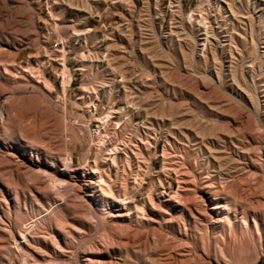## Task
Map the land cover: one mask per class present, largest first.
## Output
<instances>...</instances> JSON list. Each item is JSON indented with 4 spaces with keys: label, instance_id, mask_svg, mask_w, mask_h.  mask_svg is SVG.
<instances>
[{
    "label": "rangeland",
    "instance_id": "obj_1",
    "mask_svg": "<svg viewBox=\"0 0 264 264\" xmlns=\"http://www.w3.org/2000/svg\"><path fill=\"white\" fill-rule=\"evenodd\" d=\"M70 5L80 11L50 8L53 23L38 0H0V264H264V0ZM107 7L104 22L126 23L108 42L125 50V90L115 70L84 87L121 92L103 100L114 110H141L121 133L103 130L113 155L84 128L90 103L76 99L83 85L69 89L63 38L47 35L61 25L69 38ZM52 161L73 162L62 190L49 189ZM222 177L226 212L211 209V178ZM184 187L207 210L175 201Z\"/></svg>",
    "mask_w": 264,
    "mask_h": 264
},
{
    "label": "built area",
    "instance_id": "obj_2",
    "mask_svg": "<svg viewBox=\"0 0 264 264\" xmlns=\"http://www.w3.org/2000/svg\"><path fill=\"white\" fill-rule=\"evenodd\" d=\"M42 7L45 9L43 12H46V16L50 18V21L54 23V21L50 17V8L52 11H54L57 7H63L67 10H75L80 11L77 8L70 5L72 0H38ZM113 3V2H112ZM109 7L104 9L103 12H94L89 16L88 19V26L86 27L87 30H89V37L91 35H95L96 39L99 41L100 45L96 46L92 43L91 40H88L86 38V34L83 32L86 31L83 29L80 31V34H75L74 32H71L70 30V36L69 38L65 37L64 39L60 40L58 43H55V48L59 49L60 51H65V57L66 62L65 65L69 68V70L73 74V80L69 86V89L72 88L73 85L78 84L83 85L84 80V70L90 66L92 68V76H95L97 72H101L102 70H106L111 65V50L108 47L109 43L118 42L121 41L123 37H125V32H122V28L126 25L125 22H122L120 19H117L115 24L117 25L119 22V27H113V25L107 24L103 20V15L108 12ZM42 12V13H43ZM83 12V11H81ZM66 14H64V17ZM94 21L96 24H99L101 27V31H96V24L93 26H90V21ZM61 21V20H60ZM58 21V22H60ZM82 32V33H81ZM64 34V33H63ZM47 35L51 38L52 35H57V32L50 31L47 32ZM63 38V37H62ZM109 42V43H108ZM60 54V63L59 66H61L62 69V63L61 58L62 55ZM52 57H49L48 61V67L47 69H50L53 64L58 63L56 59H51ZM117 72V71H116ZM57 81L62 85L63 77L61 73H55ZM113 77L116 79L117 82H119L120 89L122 91L125 90L124 84H123V76L121 73H119V76L115 77V72L113 73ZM96 78V77H95ZM98 79L91 80V84L93 86H99V82H97ZM81 87V86H80ZM79 88V87H77ZM121 92L119 95H113L112 97H120ZM111 98H108V96L102 91L99 90V93H94V91L85 90L83 88L82 95L78 96L76 99L77 101L83 102L84 100L88 103H90V108L88 112L85 110V108H77L76 112H87V114L90 115V119L88 120V124L84 125L85 127H91L93 129H99L100 127H103V123L100 120V118L109 112H112L110 117V122L103 127L104 132L109 134L110 136H114L116 132L121 133L123 131V125H129L132 117L134 118L135 115H139L141 113V110H138L135 105H127L124 101L123 105L119 106L118 110H114V107H111L108 104H104L103 100L104 98L110 101ZM107 101V102H108ZM126 107L123 111L121 108ZM119 113V114H118ZM119 115V122L114 121L115 115ZM123 116L125 117L123 119ZM129 117L130 122L128 124L126 123V118ZM139 126L140 127H143ZM111 132V133H110ZM130 138V137H128Z\"/></svg>",
    "mask_w": 264,
    "mask_h": 264
},
{
    "label": "bare ground",
    "instance_id": "obj_3",
    "mask_svg": "<svg viewBox=\"0 0 264 264\" xmlns=\"http://www.w3.org/2000/svg\"><path fill=\"white\" fill-rule=\"evenodd\" d=\"M56 29V28H55ZM57 32V30H56ZM48 38V36H47ZM50 39V38H48ZM62 57L61 60H64V53L62 54ZM44 66L46 65V63L43 64ZM64 67H66V65H63ZM63 77V76H62ZM96 93V92H94ZM252 105V104H251ZM262 109V108H261ZM111 114L112 112H109L108 114L102 116L100 118V120L102 121L103 123V127H105L109 122H110V117H111ZM260 122V120H259ZM103 127H100V129H96L94 134L99 138V142H98V148L100 150V152H104L105 150H108L109 154L110 155H113L114 154V151L115 149L112 148V149H108V145H107V140H106V135L103 133ZM147 137L150 138V134L149 133H146ZM249 138V137H248ZM142 141H144V139L141 138ZM146 142V141H144ZM143 142V143H144ZM227 142V141H226ZM142 143V144H143ZM148 143V142H147ZM150 145H152L151 142H149ZM205 145V144H204ZM259 145V144H258ZM228 151V150H227ZM233 155V154H232ZM235 156V155H234ZM165 157H168V153L167 151L165 152ZM264 157V156H263ZM129 162V161H128ZM72 163L73 162H69V161H66L65 162V166L64 168L59 166L57 162L55 161H52L51 163H49L47 165V171L46 173L48 174L47 176V179L49 180V189L50 190H62L64 189L67 185H66V179H65V171L66 169H72ZM116 163V161H115ZM238 165V164H237ZM236 166V165H235ZM45 167V166H44ZM166 168H168L166 165H165ZM241 167V166H240ZM39 168V167H38ZM41 168V167H40ZM39 168V169H40ZM42 170V169H41ZM39 170V171H41ZM42 170V171H43ZM242 170V169H241ZM76 171V170H75ZM264 171V170H263ZM221 183V186H217V180L215 178H211V183H210V189H211V196H212V201L215 202L214 206L211 207L212 210H223L224 206L222 205V203L220 202V199H221V194L222 192L226 189V186L227 184H229V181H228V177H222L220 179V182ZM78 184V183H77ZM232 185V184H231ZM239 187V186H238ZM186 193H184L183 196H186V198L182 199L181 196L182 194H179L178 195V198L175 199V201L181 203V204H184L185 208L190 210L191 211V205L193 204H196L198 206V208L200 209L201 212H204L205 209H206V206H207V203H206V200L205 199H202L198 202H195V199L194 197L191 196V193H189V191H193L194 188H187V187H184ZM69 189V188H68ZM90 196H94L93 194H91ZM152 198V196H150ZM260 201V200H259ZM207 210V209H206ZM223 212H226L225 210H223ZM216 214H218V216H220L221 214L219 212H214ZM88 216V215H87ZM221 220V218H217V220H215L216 222H219ZM209 221V220H208ZM185 227V233L186 235L188 234H192L193 236H195V232L190 228V227H187L186 225L184 226ZM194 228V227H193ZM207 229L210 230V227L207 226ZM256 229H258V226H256ZM212 231V229H211ZM202 233V229H197L196 233ZM26 238V237H25ZM25 240V239H24ZM19 242V241H18ZM21 242V241H20ZM173 243V241H172ZM183 245V244H182ZM189 245V244H188ZM19 246V245H18ZM17 246V248H18ZM180 246V245H179ZM186 246V244H185ZM190 246V245H189ZM20 252V251H19ZM190 252V251H189ZM22 256V255H21ZM91 258V256H90ZM27 260V259H26ZM77 261V260H76ZM80 262V260H79ZM22 263V262H21ZM171 263V262H170ZM213 263V262H212ZM25 264H29L28 261H25ZM80 264V263H79Z\"/></svg>",
    "mask_w": 264,
    "mask_h": 264
},
{
    "label": "crops",
    "instance_id": "obj_4",
    "mask_svg": "<svg viewBox=\"0 0 264 264\" xmlns=\"http://www.w3.org/2000/svg\"><path fill=\"white\" fill-rule=\"evenodd\" d=\"M127 3V2H126ZM127 5H131L130 3H127ZM132 7V6H131ZM109 9H110V7H109ZM108 9V10H109ZM52 18L53 19H56V20H54V21H56V22H58V21H60L61 19L55 14V15H53L52 16ZM67 30V29H66ZM65 30V31H66ZM68 31V30H67ZM63 32H64V30H63V28H61V25H60V30H58L57 31V33L61 36V37H63V39H64V34H63ZM69 32V31H68ZM75 34H80V32H74ZM82 33V32H81ZM84 34H86V38L88 39V40H91L92 41V43L93 44H95L96 46H98V45H100V43H99V41L96 39V37H95V35H91L90 37H89V30H86V31H84L83 32ZM115 53L118 55V59H117V63H115V64H111L110 66H109V68L108 69H106V70H102L101 72H97V74H95V76H92V68L90 67V66H88L84 71V80H83V88L85 89V87L84 86H93L92 84H91V80H93V78L94 79H98V81L97 82H99L100 84H103L104 82H106V80H107V77H108V75H109V73L111 72V71H119L120 73H122V71L124 70V69H126V60H125V50H124V48L123 47H117V46H115L114 48H113V51H111V54L115 57ZM71 71L69 70V68L66 66V73L68 74V73H70ZM72 76H73V74H71ZM68 76V75H67ZM96 77V78H95Z\"/></svg>",
    "mask_w": 264,
    "mask_h": 264
}]
</instances>
